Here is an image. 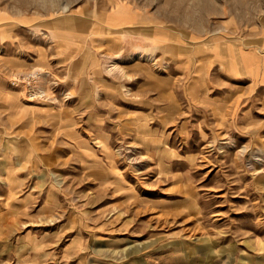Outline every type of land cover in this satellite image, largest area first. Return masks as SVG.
I'll use <instances>...</instances> for the list:
<instances>
[{"label": "rangeland", "instance_id": "374dc122", "mask_svg": "<svg viewBox=\"0 0 264 264\" xmlns=\"http://www.w3.org/2000/svg\"><path fill=\"white\" fill-rule=\"evenodd\" d=\"M0 264H264V0H0Z\"/></svg>", "mask_w": 264, "mask_h": 264}, {"label": "crops", "instance_id": "0c3cea01", "mask_svg": "<svg viewBox=\"0 0 264 264\" xmlns=\"http://www.w3.org/2000/svg\"><path fill=\"white\" fill-rule=\"evenodd\" d=\"M124 16V15H123ZM112 23V22H111ZM157 33V35L155 36V41H159L160 39H158L160 36H159V34H158V32H156ZM80 36H81V34H80ZM87 40V39H86ZM262 60H260L259 62H261ZM263 64V63H262Z\"/></svg>", "mask_w": 264, "mask_h": 264}, {"label": "built area", "instance_id": "2783aa9c", "mask_svg": "<svg viewBox=\"0 0 264 264\" xmlns=\"http://www.w3.org/2000/svg\"><path fill=\"white\" fill-rule=\"evenodd\" d=\"M35 94H37V93L35 92ZM35 96H39V95H35Z\"/></svg>", "mask_w": 264, "mask_h": 264}]
</instances>
